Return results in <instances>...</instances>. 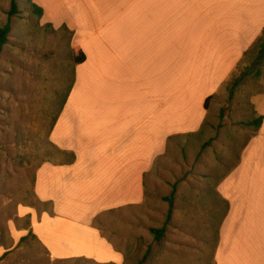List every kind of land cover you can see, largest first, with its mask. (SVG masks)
Returning <instances> with one entry per match:
<instances>
[{
  "label": "crops",
  "instance_id": "1",
  "mask_svg": "<svg viewBox=\"0 0 264 264\" xmlns=\"http://www.w3.org/2000/svg\"><path fill=\"white\" fill-rule=\"evenodd\" d=\"M32 1L44 25L72 33L70 48L84 61L72 66L48 135L74 159L36 170L34 195L49 210L30 217V228L52 259L118 264L122 253L91 221L140 204L168 141L202 127L205 100L264 31V0ZM256 117L258 129L215 187L227 210L214 255L226 264H264V113Z\"/></svg>",
  "mask_w": 264,
  "mask_h": 264
},
{
  "label": "rangeland",
  "instance_id": "2",
  "mask_svg": "<svg viewBox=\"0 0 264 264\" xmlns=\"http://www.w3.org/2000/svg\"><path fill=\"white\" fill-rule=\"evenodd\" d=\"M16 1L19 14L0 55V264H115L99 263L88 255L52 259L30 228V217L49 210L34 195L36 170L45 162L67 160L55 151L48 135L73 65L67 32L38 20L29 12L30 0ZM8 7L9 0H0V24ZM234 79L238 84L230 97L228 87ZM206 108L197 132L168 141L165 154L144 177L140 204L91 221L122 253L125 261L118 264H138L147 249L142 264L228 263L226 256L214 255L227 210L215 187L254 133L243 124L264 113V59L256 61L255 53H248ZM174 184L171 223L155 244L149 229L163 225L165 198Z\"/></svg>",
  "mask_w": 264,
  "mask_h": 264
},
{
  "label": "trees",
  "instance_id": "3",
  "mask_svg": "<svg viewBox=\"0 0 264 264\" xmlns=\"http://www.w3.org/2000/svg\"><path fill=\"white\" fill-rule=\"evenodd\" d=\"M29 12L32 13L33 15H35L38 20L41 19L42 10L39 7H37L33 3L32 0L29 1ZM18 14H19V9H18V5H17V1L16 0H9V7L5 13V21L3 24H0V55L3 51V48L8 44L10 32L12 30V20H13V18L17 17ZM60 29L65 30L67 32L68 40L70 41L72 33L68 29H66L65 26L60 27ZM248 53H255V60L256 61L260 62L262 59H264V31H262L261 35L251 45V47L248 49V51L245 52L244 57L242 58V61L244 60V58L247 56ZM69 57H70L72 65H76V64H79V63L84 61V55L79 48H69ZM72 83H73V79H71L69 88H68V90L64 96V99H63L56 115L54 116V118L52 120L49 132L51 130V127L53 126V124L55 123V121L57 119V116L61 110L62 105L64 104L65 98H66V96H67V94H68V92L72 86ZM237 84H238L237 79H234L233 82L230 83V86L228 87V92H229L230 97L232 95L233 88H235L237 86ZM211 98L212 97H208L205 100V102H204V109L205 110H206L207 102ZM261 121H262V117H255V118H252L251 120H249L248 122L244 123L243 125L246 127L253 128L254 131H256L258 129ZM55 151L58 154H62V156L66 157L67 158L66 161L68 163L72 162L74 159V156L71 153L61 152L56 148H55ZM224 176H222L220 178V180L222 178H224ZM175 191H176V185L174 184L172 186V191H171L170 195L165 198L166 202L168 203V209L166 212L165 221H164L163 225L160 228H150L149 229V233L152 236V239H153L155 244L160 243L162 238L165 236L167 228L170 226L172 212H173V202H174ZM222 202H224V201L222 200ZM225 205H226V203H225ZM24 238H21L20 240H23ZM148 252L149 251L147 249V251L145 252L144 256L141 258V260L138 262V264L143 263V261L148 256ZM124 261H125V258L123 257V263H124Z\"/></svg>",
  "mask_w": 264,
  "mask_h": 264
},
{
  "label": "bare ground",
  "instance_id": "4",
  "mask_svg": "<svg viewBox=\"0 0 264 264\" xmlns=\"http://www.w3.org/2000/svg\"><path fill=\"white\" fill-rule=\"evenodd\" d=\"M65 229V228H64ZM247 258H249V257H247ZM251 261V260H250ZM248 262H249V260H248Z\"/></svg>",
  "mask_w": 264,
  "mask_h": 264
}]
</instances>
